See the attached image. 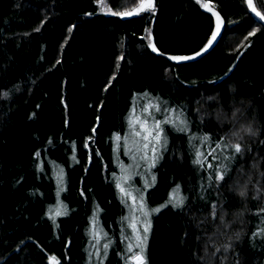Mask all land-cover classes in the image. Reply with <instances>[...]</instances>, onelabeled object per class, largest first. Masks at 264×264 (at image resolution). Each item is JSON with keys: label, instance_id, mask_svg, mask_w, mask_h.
<instances>
[{"label": "trees", "instance_id": "16d2710c", "mask_svg": "<svg viewBox=\"0 0 264 264\" xmlns=\"http://www.w3.org/2000/svg\"><path fill=\"white\" fill-rule=\"evenodd\" d=\"M140 3L0 0V264H133L131 247L145 264H210L207 250L212 264H264V25L247 0H156L120 17ZM205 5L218 39L173 60L211 39ZM138 119L161 122L159 145L143 147ZM223 216L218 252L206 237Z\"/></svg>", "mask_w": 264, "mask_h": 264}, {"label": "snow or ice", "instance_id": "6c2138e0", "mask_svg": "<svg viewBox=\"0 0 264 264\" xmlns=\"http://www.w3.org/2000/svg\"><path fill=\"white\" fill-rule=\"evenodd\" d=\"M101 2H102V0H101ZM205 6L208 7L209 11H213V8H212L210 5H205ZM249 6L252 7V9H253L254 12L256 11L255 7L252 5V0H249ZM146 7H152L151 0H147V2H145V0H141V3H140V5L138 6V8L136 9V11H142V10H144ZM121 14H122V15H132L133 13H132V12H125V13H121ZM215 15L217 16V31H218V30H219V27H220V20H221V17L219 16V13H218V12L215 13ZM257 15H260V13H257ZM215 36H216V33H213V35H212V39L209 40V45H211L212 40L215 39ZM152 47H153L154 50H156L154 44L152 45ZM157 51H158V50H157ZM204 51H206V49H205ZM200 54H201V53H195L194 56H198V55H200ZM192 58H194V57H190V56H173V57H172V59H174V60H186V59H192ZM120 59H123V57L121 56ZM117 67H119V65H117ZM155 107H156L157 111H159V106L156 105ZM145 111H148V112H149V116H151V112H150L148 109H145ZM137 123L140 124L141 127L144 129V135H143V139H144V141H145V143L143 144V147H144V148H148V147H149V142H151V141H153V140L156 142V144H158V145L160 144V142H161V135H162V131H163V130L160 128V123H161V122H160L159 120L154 121V123H153V125L151 126V128H149V126H148L149 122H148V120H146V119H145V120H139V119H138V120H137ZM169 123H172V121L169 120ZM181 123H184V122L181 121ZM136 134H137V135H141V133H139V132H137ZM119 139H120V137L117 136V140H119ZM203 139H204L205 141H207V140L209 139V136L206 134V135L203 137ZM161 146H162V145H161ZM224 147H225V148L230 147V148L234 149L235 153H239V152H241V150H242V146H241V144H240L239 142H236V143H234V144H233V143L225 144ZM151 151H152L153 154H154V153L157 151V148L154 146V147H152ZM213 151H214V149H213ZM197 155H198V157H203V156H204V153H203V152H200V153H198ZM213 158H215V157H213ZM154 161H155V156L153 155V157H152V162L154 163ZM195 162H196L197 164H202V163H203V161H202L201 159H199V158H198ZM207 166H208L209 168H212V167H213L212 164H208ZM221 167H223L224 170H222V171L218 170V171L215 172V176H216V179H217V180H223V179H224V176H225V171L227 170L226 165L221 166ZM118 186H119V185H118ZM120 191L124 194L125 197H127V196L130 195V193L127 192V191L125 190V188L122 187V186H120ZM243 194H244V193L241 192V195H243ZM132 200H133V202L135 203V201H136V197L133 196V197H132ZM170 202H174V203H176V204L178 205V204L182 203L183 200H182V198H178V197L175 195V193H174V194H173L172 201H170ZM140 205H141V210L143 211V215H144V217L147 218V217L150 215V212H149L148 210L145 209L144 201H143L142 198H141V201H140ZM163 206H164V205H162L161 207H163ZM212 207H213V216H215V205L213 204ZM159 210H160L159 208L151 209V211H153V212H159ZM59 214H60V213L58 212L57 215H59ZM143 223H144V229H143V231H144V233L146 234V233L148 232V230H149L150 221H148L147 219H145V220L143 221ZM132 227H133V228L139 233V229H136V225H135V224H133ZM143 239H146V235L142 237L141 235L137 234V236H136V241H137V243H138V246L140 245V243H141V241H142ZM141 250H142V249H141ZM52 259H53V261L55 262V264H59V262L56 260L55 257H53ZM132 259L136 262V264H143V257H142V255H140V254H136V255H134V256L132 257Z\"/></svg>", "mask_w": 264, "mask_h": 264}, {"label": "rangeland", "instance_id": "374dc122", "mask_svg": "<svg viewBox=\"0 0 264 264\" xmlns=\"http://www.w3.org/2000/svg\"><path fill=\"white\" fill-rule=\"evenodd\" d=\"M213 13H214V15H215V13H217L215 10H213ZM215 19H216V28H215V31H214V33H216V36H215V39L214 40H212V43H211V45H209V42L207 43V45L204 47V49H202L200 52H198V53H201V54H203L204 52H206V51H208L212 46H213V44L216 42V40L218 39V36H219V34H220V27H219V30L217 31V16L215 15ZM220 24H221V20H220ZM211 39H212V37H211ZM210 39V40H211ZM206 49V51H204ZM200 54V55H201ZM200 55H198V56H200ZM198 56H194V54L193 55H191L190 57H194V58H196V57H198ZM174 60V59H173ZM186 60H188V59H186ZM177 61H180V60H177ZM219 116V115H218ZM221 120H223V119H221ZM146 158V157H145ZM255 169V168H254ZM241 185V184H240ZM238 186V185H237ZM240 187V186H239ZM242 187H240L239 189L240 190H242L241 189ZM239 193V192H238ZM140 199L142 198L143 199V193H140ZM223 214V212L221 213V215ZM143 219H145V218H143ZM143 221V220H142ZM212 225H214V224H212ZM98 226H99V224H98ZM137 227H138V225H136ZM136 227V229H138ZM99 228H101L100 226H99ZM214 228V233L212 234V235H207V243H208V245H211V244H213V246L215 247V248H217V251L219 252V251H221V250H227V246L226 245H224L223 243L221 244V240H223V237H224V235H225V233H227V237H228V233L231 231V229H230V227L229 226H227V221H226V217H221L220 219H219V222L216 224L215 223V226L213 227ZM99 231H101V234H100V236H99V241L97 242V245L99 246V248L101 249V251H99L98 249L99 248H95V250H94V252H96V253H98V252H100V253H103V252H105L106 250H105V248H107V246H108V241H107V236L105 235V233H104V231L102 230V228H101V230L99 229ZM226 231V232H225ZM233 235V234H232ZM227 237H225V238H227ZM101 238V239H100ZM96 247V246H95ZM102 248H104V249H102ZM207 248V247H206ZM105 250V251H104ZM131 250L132 251H130L131 252V261H132V263L133 264H136V262L132 259V257L134 256V255H136V254H140V255H142V257H143V264H145V256H144V254L142 253V251L141 250H139V251H137L136 249H133V247H131ZM206 256H208V262L210 263V264H212V261L214 262V260H215V255L210 251H206ZM52 262L53 263H55L53 260H52Z\"/></svg>", "mask_w": 264, "mask_h": 264}, {"label": "water", "instance_id": "95a60500", "mask_svg": "<svg viewBox=\"0 0 264 264\" xmlns=\"http://www.w3.org/2000/svg\"><path fill=\"white\" fill-rule=\"evenodd\" d=\"M145 2H147V0H145ZM151 4H152V7H155L156 0H151ZM247 4L249 6V0H247ZM252 5L255 7L256 11L254 12L252 7L249 6L250 13L255 18L256 21H258V22H260V23H262L264 25V16L258 11V9H257V7L255 5V0H252ZM128 12H132L133 14L132 15H122V14H120V17L130 18V17L138 15V12L136 10H132V11H128ZM257 13H260V15H257ZM155 49H156V47H155ZM154 51H155V53H159V51H157V49L154 50Z\"/></svg>", "mask_w": 264, "mask_h": 264}, {"label": "clouds", "instance_id": "9594fccd", "mask_svg": "<svg viewBox=\"0 0 264 264\" xmlns=\"http://www.w3.org/2000/svg\"><path fill=\"white\" fill-rule=\"evenodd\" d=\"M240 131L242 134H246V135H255L256 134V130H254L251 125H247V126L242 127V129Z\"/></svg>", "mask_w": 264, "mask_h": 264}]
</instances>
